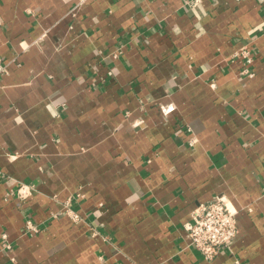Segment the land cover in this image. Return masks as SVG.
Returning a JSON list of instances; mask_svg holds the SVG:
<instances>
[{
    "label": "crops",
    "instance_id": "crops-1",
    "mask_svg": "<svg viewBox=\"0 0 264 264\" xmlns=\"http://www.w3.org/2000/svg\"><path fill=\"white\" fill-rule=\"evenodd\" d=\"M188 1L0 0V264H264V0ZM216 196L239 232L207 259Z\"/></svg>",
    "mask_w": 264,
    "mask_h": 264
},
{
    "label": "built area",
    "instance_id": "built-area-1",
    "mask_svg": "<svg viewBox=\"0 0 264 264\" xmlns=\"http://www.w3.org/2000/svg\"><path fill=\"white\" fill-rule=\"evenodd\" d=\"M242 1V0H236ZM199 0H189L190 6H197ZM3 22L0 20V26ZM234 58L242 59L244 67L240 75L252 78L254 73L250 66L254 61V49L252 41L242 45L235 53ZM6 67L0 58V76L5 74ZM196 139L191 138L190 144L194 145ZM30 185L22 184L16 192L18 200H24L30 195ZM69 216L78 221L81 216L78 212L68 209ZM185 229L191 239V245L197 249L205 258L213 259L220 251L230 248L231 244L238 235L237 210L225 196H216L212 200L202 203L195 209L192 218L185 224ZM25 230L28 232L39 233L42 231L41 226L35 224L32 220L26 222ZM2 244L0 252L11 250L12 243L9 241L7 233L2 234Z\"/></svg>",
    "mask_w": 264,
    "mask_h": 264
}]
</instances>
